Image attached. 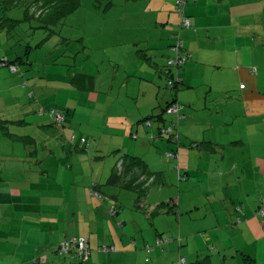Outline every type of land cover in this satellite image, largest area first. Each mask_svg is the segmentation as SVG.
Instances as JSON below:
<instances>
[{"label":"crops","instance_id":"1","mask_svg":"<svg viewBox=\"0 0 264 264\" xmlns=\"http://www.w3.org/2000/svg\"><path fill=\"white\" fill-rule=\"evenodd\" d=\"M172 1L152 0L148 6L161 18L174 7ZM186 14L191 26L181 34L191 61L179 71L181 88L199 94L196 99L177 96L185 106L178 162L185 174L181 182L176 162L164 156L174 145L164 138H152L159 134L158 124L147 134L141 123L159 102L160 73L173 56L172 43L152 45L151 37H138L144 50L114 47L118 69H129L124 71V80L108 87V93L102 87L95 101L87 100L97 106L96 119L101 123L96 126L88 110L78 113L82 99L73 97L76 91L95 93L88 78H79L74 85L68 75L60 80L42 79V75L30 77L27 88L18 78H0V264L32 260L51 264L58 259L54 255L59 244L73 238L89 241L91 257L86 263L68 257L63 264H177L180 257L189 264H244L247 257L253 256L257 263V256L264 255V222L256 215L258 199L264 197V156L253 157V147L259 152L258 138L264 134V0H188ZM172 15L167 23L174 20ZM79 39L85 42L82 36ZM205 45L211 47L205 49ZM153 46L168 50L156 51ZM28 52L24 60L29 59L31 49ZM25 53L16 50L12 57L6 53L2 57L12 62ZM51 109L65 114L64 130L46 113ZM79 114L82 120L77 128L73 118ZM238 119L244 129L233 137L227 128ZM69 123L77 131H68ZM134 132L137 139L142 135L143 140L161 143L162 148L137 143L131 155L139 157L141 150L149 170L158 173L157 187L149 199L155 210L151 218L133 209L138 204L133 189L124 187L122 181L113 188L107 184L121 159L114 154L125 148L131 152L125 144ZM73 134L97 140L83 150L69 142ZM228 150L238 156L228 157ZM196 185L206 190L201 199L192 195ZM95 186L103 190L105 200H96ZM123 190L135 192V200L129 193L125 199ZM182 190L188 193L183 195ZM171 201L174 205L166 207ZM112 207L118 211L114 218L120 220L121 228L110 218ZM160 237L172 238V242L164 250L155 248L154 260H147L152 252L148 254L145 246L154 247ZM105 244L116 251L99 252Z\"/></svg>","mask_w":264,"mask_h":264},{"label":"rangeland","instance_id":"2","mask_svg":"<svg viewBox=\"0 0 264 264\" xmlns=\"http://www.w3.org/2000/svg\"><path fill=\"white\" fill-rule=\"evenodd\" d=\"M175 1L176 0L172 1V5L174 7H170L169 10L164 11L163 16L161 18H158V13L152 12L148 6V4H152V0H81V7L69 18L65 19L63 24L53 27V32L43 28L44 26L39 20L28 19L26 17L27 7L25 4H18L14 7L7 8L1 2L0 17L14 19L16 21H20V23L11 31L6 28L5 34L3 32V34H0V66L2 64L3 59L7 58L6 56L2 57L5 53L9 54L10 57H12L16 50L20 51L23 49L25 52L28 47L31 48L32 52H30L28 56L29 59L25 60L26 62L28 61L30 65H21V68L16 74L11 73L10 66H2L3 68L0 67V78H18L20 84L21 82H23L21 85L24 88H27L26 82L31 81L30 77H39L43 75L42 79H45L46 77V79L50 80H60L62 75H68L71 80L73 76H76L77 74L91 76L92 78H94L93 82L95 88L93 91H95V93L87 91H76L75 93H73V97L77 96V101L82 99L81 105L78 108V113H83L85 110H88V113L90 112L89 114L94 116L95 119L93 122H95L96 126L97 122H99V124L101 123L100 120L96 119V115H98L97 106L96 104L87 103V100L90 99L89 97H92L95 101L96 97L98 96L97 92H102L100 90V88L102 87L105 88L104 92L108 93V90H110L108 87L112 85L113 82L118 85L122 80H124V78L126 77V73L124 71L125 69H129L128 66L126 68L124 67L118 69L114 61L115 48H121L122 50L123 48H131L132 50H135L137 48L138 50H144V46L139 43V41H136V38L138 37H143L147 39L151 37L150 43L152 45H158L161 42L164 45L170 44L173 43L172 36L175 33H177L178 31H180L181 33L187 30V28L180 27L182 18L177 11ZM189 3L192 4L194 2L190 1ZM188 8H190V5ZM171 13L173 14L171 18H173L174 20L170 21V23H167V20ZM203 20L205 21V19ZM156 23H159V25H157ZM161 23H165L168 26L169 31H167V26L163 27ZM149 28H152L151 31L149 30ZM113 30H115L114 34H112ZM81 36L85 39V42L80 43L81 40L79 38ZM67 37L70 39L68 41L71 47L70 45L67 47L65 46V42L67 43V41H63V39ZM118 42L122 43L121 46H116ZM19 43L21 45H18ZM39 43H43L40 48L37 47ZM69 47L71 51L68 50ZM83 47H86V49H84ZM166 47L162 46L161 48L159 46H153V49H157L156 51H159V49L168 50L166 49ZM210 47V45H205L204 48L209 49ZM56 48H58V51ZM53 49L56 50H54L51 54V51ZM120 55L121 54L118 53L117 58L121 59ZM25 58H27V56ZM11 74L14 76H11ZM33 81L35 80L33 79ZM164 84L165 78H163V88L161 94L159 95V102L157 101L158 104L161 103L162 106H165L167 101H170L173 96H178L179 93L184 94V96L189 99H196L199 94L196 91L194 92V90L187 91L182 88H180L178 93L173 92L169 88L165 87ZM115 92L117 93L118 89H115ZM31 93V91L30 93H28V97ZM70 97L71 96H69V98ZM148 98L149 95L146 94L145 99L147 100ZM111 102L112 101H109V103ZM86 103L89 104V108L87 107L88 109L85 108L87 105ZM112 106L113 104L109 105L110 108H112ZM207 117L208 116L205 114L204 119ZM73 120H76L75 125L78 128V122L82 120V116L79 114L77 115V117L73 118ZM240 121L241 119H238V121H236L233 125L230 124V126L227 128L228 130H230L228 132H230L233 137L238 136V134L244 129V123L242 125V123H239ZM69 124H67L66 126L67 128H69L68 131L70 129H72L73 131H77V128L75 126H73L75 128H72L71 124ZM87 129H92V127L88 126ZM135 134L138 135L136 132H134L133 135ZM143 137L144 136L139 135L138 139H134L132 137L131 139H127L125 145L129 146L125 147H128L131 152L128 153V150H125L126 148H120L121 152L119 153L121 154L115 153L114 157L120 158L125 154L135 155L134 150L136 148L134 145L142 142L147 143L149 147L151 146L153 148H160L161 143L155 144L152 143V141L143 140ZM88 139L89 145L87 146V149L90 146V142H94V140H97V138L89 136L87 137V140ZM258 141L259 152L255 147H253V157L264 156V134L263 137L258 138ZM97 144H99V141L97 142ZM163 144H166V142L163 141ZM172 144L173 143H171V145ZM160 149L162 150V148ZM138 151L140 152L139 158H143L141 150ZM228 152L229 153H226V155L228 157H231L232 159L238 156L236 152L230 153V150H228ZM90 161L94 162L93 158H91ZM87 180H89V178ZM105 184L106 181H104L102 185ZM181 184H183V186L185 187L187 186L184 182ZM174 186V193H177L178 188L176 184H174ZM156 187V183H153L148 189V193L144 197L142 203L144 207H142V205L138 206V204L136 206H132L133 209L136 212L140 213L141 216L151 218L150 216L154 213V207L149 203V199ZM110 188L113 187L110 186ZM205 192L206 190L204 189L203 185H196L194 186L192 195L195 196V198L201 199L200 196H203ZM122 193L124 194L125 199L131 195L135 200V197L137 196V194L133 191L123 190ZM127 193L129 194L126 197ZM184 193L187 194L188 192L184 190L183 195ZM220 195L221 193H219L217 196L220 197ZM95 198L98 202H101L100 198ZM105 199L106 198L102 195V200ZM128 201L129 200H127V202ZM167 206L168 205L166 204V207ZM126 212V214H131L130 211ZM182 215L184 216V214ZM110 218L116 226L118 225L121 228L120 220H116V218L112 216ZM145 222L151 225V221L146 220ZM159 250L161 249L159 248ZM54 256L58 259L53 260L51 264H63L64 260L68 258L58 256L57 254H55ZM147 257H150V259L154 260L153 252L151 253V255H147ZM251 258L254 260L252 264H264V255L257 256V263L253 256H251ZM244 264L248 263L246 262Z\"/></svg>","mask_w":264,"mask_h":264},{"label":"trees","instance_id":"3","mask_svg":"<svg viewBox=\"0 0 264 264\" xmlns=\"http://www.w3.org/2000/svg\"><path fill=\"white\" fill-rule=\"evenodd\" d=\"M186 1V7L188 4V0ZM2 2V4L4 6H6L7 8L10 7H14L18 4H25L26 5V17L28 19H37L41 22V24H43V28L50 30L51 32H53V27L55 26H59L61 24H63L64 20L69 18L71 15H73L80 7H81V0H0V3ZM177 0L175 1V5L178 11V7H177ZM186 7H185V16L189 19L190 18L187 16L186 14ZM20 23V21H16L14 19H9V18H5V17H0V30L2 28H8L9 31H11L12 29H14L15 27H17V25ZM14 27V28H13ZM180 27L181 28H186L183 27L182 25V21L180 23ZM189 28V27H188ZM173 43L171 45V51L173 53V56L168 58L166 65L163 67L162 71H161V77L165 78V87L169 88L171 91L173 92H177L180 90L181 86L183 85V81L182 78H180L179 75V71L180 69L184 68V66H186L187 63H189L191 61V55L189 53H185L184 52V42H183V47L182 49H180L179 51L175 50V42L176 40L179 39L183 41L182 37H181V33L180 31H178L177 33H175L173 36ZM48 39V38H47ZM46 39V40H47ZM69 39L64 38L63 41H67V43L65 42V46H69L70 43L68 41ZM81 43V41H80ZM43 44V43H40ZM38 44V46L40 45ZM18 45H21L20 43ZM37 46V47H38ZM71 46V45H70ZM85 48V47H83ZM31 48L28 47L27 50L25 51V55L27 56L29 53L28 51ZM70 49V47L68 48ZM58 50V49H57ZM18 56L16 57V59L12 62L10 61V59H8L7 63L8 65L6 66H10V70H11V66H15L16 72H13L11 70L12 73H18L19 69H20V65L22 64H29L30 63L27 61H25V57L26 56ZM187 57V61L184 65L182 66H176V65H170L169 62L170 61H174L175 59L179 58V57ZM17 63H19L17 65ZM2 66V65H1ZM256 70V69H252V72ZM79 78H88L90 80V82H93L94 78H92L91 76H87L84 74H77L75 77H73L71 79L72 84L76 85V81ZM94 83V82H93ZM93 87V86H92ZM34 95L33 93H31L29 95L30 98H32ZM178 106V111L174 112L173 107L174 106ZM185 106L183 104H181L178 100H177V96H173L172 99L170 101H167L165 106H162V104H158L154 110V112L151 115L146 116V119H144L143 121H141L143 127L146 129L147 134H149L150 132L152 133V130L154 128V126L156 124L159 125L158 127V135L157 136H152L153 137H160V138H164L166 139L168 142L173 143L174 148L173 150L167 151L164 153V156L168 159V160H173L174 162H176L175 165V170L177 172V178L178 181L181 182L182 180L185 179V174H182L181 169L179 167V148L182 147L181 144V133H180V125H181V120L183 118V110H184ZM60 112L64 115V121L61 123H56L55 119H54V113L52 112ZM41 112L43 113L44 111L41 110ZM46 113H48L52 120L53 123L60 128L61 130H64L65 128V122H66V116L63 112L58 111L56 109H51L49 111H47ZM133 138L137 139V135H132ZM74 137V140L71 141V139ZM69 142L76 147H79L83 150H87V146L89 145V142L86 138H78L75 134L71 135L69 137ZM192 148L195 147V144H192L191 146ZM178 163V164H177ZM158 173H154L151 172L148 168L147 163L142 160L139 157H135V156H131L128 154H125L123 157H121L120 161L117 164V167L114 171V173H112L110 175V177L108 178V182L107 184L110 186H115L118 184V182L120 183L122 181L124 187L127 188H131L133 189L137 194H138V206L142 205L143 203V199L144 197L147 195L148 193V189L150 188V186L157 182V176ZM150 180H153L150 182ZM95 193H98L100 195V199L102 200V189L100 188V186H95L94 187V191L93 194L95 195ZM261 199H264V197H260L258 199V208L256 210V215H258L260 218H262L263 222H264V216L260 214V211L262 210V208H264V205L261 203ZM169 207L174 205V201L169 202ZM142 207H144L142 205ZM241 207L238 208V211H241ZM113 211V212H111ZM109 215L112 217H116V215L118 214V211L112 207L109 209ZM160 238H165V239H170V241L168 243H166L163 247L158 246L157 245V240ZM156 240L155 246H151V245H146L145 246V251L150 254L155 248H160L161 250H164L165 246L169 243L172 242V238H168V237H160ZM76 239H82V238H76ZM85 239V238H83ZM69 240H65V241H70ZM86 242V246H87V251L90 253L89 258L86 260L82 257L79 256V251H78V245L74 244L73 247L70 248V250L67 253H63V254H59V246L61 243L65 242H61L58 246L57 252L56 254L58 256L61 257H70L73 259H76L78 261H80L81 263H86L89 261L90 257H91V248H90V244L89 241L87 239H85ZM103 246H107V245H102L99 247V252L101 253H108L111 251V249H115L114 247H108L109 249L108 251H103L101 250V248ZM147 260H150V257L147 258ZM246 261L248 264H252L253 263V259L252 258H246ZM42 260H32L31 263L29 264H39L41 263ZM251 262V263H250ZM178 263V262H177ZM189 264V263H188Z\"/></svg>","mask_w":264,"mask_h":264},{"label":"built area","instance_id":"4","mask_svg":"<svg viewBox=\"0 0 264 264\" xmlns=\"http://www.w3.org/2000/svg\"><path fill=\"white\" fill-rule=\"evenodd\" d=\"M177 7H178V13L181 15V18H182V25L183 27H190L191 26V23L189 21V19L185 16V7H186V1L185 0H177ZM183 47V41L179 39L176 40L175 42V50L176 51H179L180 49H182ZM188 57V56H187ZM187 57H179L177 59H175L174 61H170L169 64L170 65H176V66H182L186 63L187 61ZM8 59L5 58L3 59L2 61V66H6L8 65L7 63ZM16 67L15 66H11V70L13 72H16ZM253 72H256V70H254ZM241 88H244V85L241 86ZM174 112H177L178 111V106H174L173 107V110ZM54 113V119H55V122L56 123H61L64 121V115L60 112H52ZM74 140V137L71 139V141ZM153 181V180H150V182ZM95 196L100 198V195L98 193H95ZM261 203L264 205V199H261ZM113 212V211H111ZM260 214L264 216V208H262V210L260 211ZM170 241V239H165V238H160L157 240V245L158 246H161L163 247L166 243H168ZM86 240L85 239H76V238H73L71 239L70 241H65L63 243L60 244L59 246V254H63V253H67L71 247H73L74 244H77L78 245V253H79V256L84 258V259H88L89 256H90V253L87 251V246H86ZM101 250L103 251H108L109 249L107 248V246H103L101 248ZM115 249H111V251H114ZM44 261V260H42ZM177 264H188L186 258L184 257H180L179 261Z\"/></svg>","mask_w":264,"mask_h":264}]
</instances>
